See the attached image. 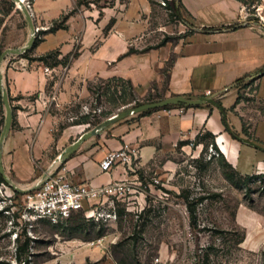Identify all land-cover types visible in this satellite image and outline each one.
<instances>
[{
  "label": "rangeland",
  "instance_id": "rangeland-1",
  "mask_svg": "<svg viewBox=\"0 0 264 264\" xmlns=\"http://www.w3.org/2000/svg\"><path fill=\"white\" fill-rule=\"evenodd\" d=\"M257 1L244 4L254 11ZM156 2L150 29L138 44L144 49L180 42L194 26L184 12V19H178L170 5ZM103 3L89 0L87 7L100 8ZM24 27L28 28V22L18 4L0 0L1 52L26 42L29 36L28 31L25 38L22 35ZM40 35L41 30H36L35 39ZM37 57L32 46L27 57L23 53L6 59L10 65L22 58L39 62L30 60ZM70 58L57 57L61 66ZM53 62L47 57V64L40 63L48 67ZM68 83L64 85L58 73L48 79L43 92L30 96L37 97L41 110L48 113V132L54 139L63 129L92 130L124 108L152 98L137 95L126 80L117 77ZM242 86L246 88H240L239 100L244 108L264 112V101L253 97L255 86ZM14 118L13 111L11 126ZM4 124L0 89V136ZM233 135L236 146L244 144ZM185 148L158 153L146 164L133 159L126 177L130 193L97 204L92 217L79 211L56 223L32 219L24 213L23 192L0 181V264H264V163L257 165L255 155L236 147L229 151L221 144L220 149L208 133ZM48 153L50 166L56 156L52 150ZM54 166L61 167L62 160Z\"/></svg>",
  "mask_w": 264,
  "mask_h": 264
},
{
  "label": "crops",
  "instance_id": "crops-1",
  "mask_svg": "<svg viewBox=\"0 0 264 264\" xmlns=\"http://www.w3.org/2000/svg\"><path fill=\"white\" fill-rule=\"evenodd\" d=\"M180 2L194 24L192 32L180 42L144 49L138 44L150 29V0H114L102 8L77 6V0H30L32 20L41 30L34 52L40 56L58 50V57L71 58L65 66H45L48 72L41 61L22 58L8 65L5 59L0 64L15 117V125L3 139L1 161L14 188L30 190L61 160L57 170L67 178L100 186L128 176L129 166L100 169L99 161L108 151L136 148L138 162L146 164L158 153L177 146L186 149L189 141L204 133L212 134L220 149L221 144L229 151L236 147L255 155L257 165L264 163V150L245 143L236 146L232 139L234 133L249 134L264 148V112L260 108L246 110L239 100L242 85L253 84L254 99L264 101V0L257 1L256 17L246 23L240 19L243 0ZM62 14H68L66 28L50 31L52 22ZM21 31L24 38L27 31L29 36V25ZM130 48L133 51L129 52ZM19 62L24 66H16ZM58 73L64 85L94 77L122 78L137 95H152V101L173 95L213 96L228 125L222 111L212 104L185 107L181 113L177 107L149 109L104 127L74 153L65 154L73 142L70 139L75 141L82 131L63 129L54 139L48 132V113L41 110L37 97L30 98L43 92L48 79ZM51 150L56 157L49 166Z\"/></svg>",
  "mask_w": 264,
  "mask_h": 264
},
{
  "label": "built area",
  "instance_id": "built-area-1",
  "mask_svg": "<svg viewBox=\"0 0 264 264\" xmlns=\"http://www.w3.org/2000/svg\"><path fill=\"white\" fill-rule=\"evenodd\" d=\"M160 3L165 5L164 0H160ZM23 4L29 11L31 10L30 0L23 1ZM240 12V19L244 23L256 17L255 10L251 11L246 4L242 5ZM20 64L24 66L23 62ZM44 70L48 71V68L45 67ZM174 107H177L179 113L185 108L177 105L167 108L169 110ZM136 158V148L122 147L108 151L99 161V167L102 171H109L117 166H130ZM128 181L123 177L100 186L86 181L74 182L56 167L47 171L30 190L23 192L24 213L32 219L51 223H56L79 211H83L87 217H92L95 215L97 204L111 203L114 199H123L127 192L130 193L131 183Z\"/></svg>",
  "mask_w": 264,
  "mask_h": 264
},
{
  "label": "water",
  "instance_id": "water-1",
  "mask_svg": "<svg viewBox=\"0 0 264 264\" xmlns=\"http://www.w3.org/2000/svg\"><path fill=\"white\" fill-rule=\"evenodd\" d=\"M14 1L20 7V9L22 10V12H23V14H24V16L28 22V25L30 28V35H29V38L24 45H22L20 47H15V48L9 47V48L4 49L0 53V64L3 60L6 59V57L8 55L23 54L26 51H28L33 46V43H34V40L36 37L35 36L36 27L33 23L30 11L24 6L22 0H14ZM0 89L2 91V99H3V103H4V107H5V124H4L3 131L1 133V136H0V174L3 177V180L12 186V184L10 183V180L8 179V177L6 176V174L4 172V169L2 167V161H1L3 139L11 128V123H12V118H13V109H12V106L10 104V100L8 98V93L3 86L1 71H0ZM202 104H212V105L218 107L222 111L225 124L228 125L227 120H226V114L224 113L220 102L217 99H215L213 96L202 95V96H198L196 98H190V97H186L183 95H173V96L164 97V98H161V99H158L155 101H148V102H145V103H142V104L130 107V108H124L123 110L119 111L118 113H116L112 117L103 121L100 125H98V127L81 133L77 137V139L75 141H73L64 150V153L65 154L74 153L76 151V149L79 147V145L84 140L95 135L98 131H100L104 127H106V126H108V125H110V124H112L118 120H121V119H123V118H125L131 114H135V113H138V112H141V111H144L147 109H152V108H165V107L170 106V105L189 107V106H198V105H202ZM229 131L232 132L230 128H229ZM233 136L239 142L249 144L255 148L264 150V148L261 147L259 144H257L256 142H254L252 140L247 139L246 137H242L239 135H233Z\"/></svg>",
  "mask_w": 264,
  "mask_h": 264
},
{
  "label": "trees",
  "instance_id": "trees-1",
  "mask_svg": "<svg viewBox=\"0 0 264 264\" xmlns=\"http://www.w3.org/2000/svg\"><path fill=\"white\" fill-rule=\"evenodd\" d=\"M114 0H105V3H103L100 8L104 7V6H107V5H110L112 4ZM165 1V5H170V8H171V11L173 12V15L178 18V19H181L183 20V8H182V4L180 2V0H164ZM152 6L154 4H156V0H150ZM243 2H246V0H243ZM89 4V0H77V6H81V5H84V6H88ZM75 9H72L68 14H71ZM68 14H62L58 19L54 20L52 22V25L49 27V30L50 31H53V30H56V29H59V28H66V24H65V21L67 19V16ZM38 39L36 38L34 40V43H36ZM163 43L159 44V45H162ZM133 51V48H130L129 49V52ZM0 53H1V50H0ZM27 54H28V51L24 53V56L27 57ZM59 55V51L58 50H53V51H50L46 54H43V55H40L38 56L37 58H30V60H38V61H41L45 64L46 63V58L47 57H50V58H53L54 59V62L52 64H50L49 66H55V65H58L60 64V61L57 59ZM238 81H243V79H239ZM251 81V80H250ZM248 81V82H250ZM128 83V86L130 87L131 90H133L131 84L129 81H126ZM153 98H148V101H152ZM171 106V105H170ZM169 107V106H167ZM165 107V108H167ZM152 109H155V108H152ZM149 110V109H147ZM147 110H144V111H147ZM209 135L213 136L212 134L208 133ZM3 180V177L2 175L0 174V181ZM24 264H27V261H24Z\"/></svg>",
  "mask_w": 264,
  "mask_h": 264
},
{
  "label": "bare ground",
  "instance_id": "bare-ground-1",
  "mask_svg": "<svg viewBox=\"0 0 264 264\" xmlns=\"http://www.w3.org/2000/svg\"><path fill=\"white\" fill-rule=\"evenodd\" d=\"M25 1V0H22V2Z\"/></svg>",
  "mask_w": 264,
  "mask_h": 264
}]
</instances>
